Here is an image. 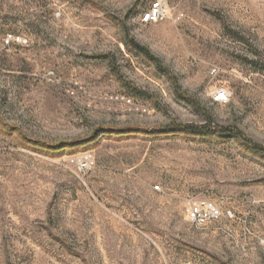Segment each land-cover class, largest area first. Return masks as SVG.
Masks as SVG:
<instances>
[{
    "label": "rangeland",
    "instance_id": "1",
    "mask_svg": "<svg viewBox=\"0 0 264 264\" xmlns=\"http://www.w3.org/2000/svg\"><path fill=\"white\" fill-rule=\"evenodd\" d=\"M152 1L0 0V264H264V0Z\"/></svg>",
    "mask_w": 264,
    "mask_h": 264
},
{
    "label": "built area",
    "instance_id": "2",
    "mask_svg": "<svg viewBox=\"0 0 264 264\" xmlns=\"http://www.w3.org/2000/svg\"><path fill=\"white\" fill-rule=\"evenodd\" d=\"M168 9L166 6V0H153L149 9L142 14L141 20L143 22L156 23L163 17L167 16ZM216 69H212L214 73ZM228 93L225 88H216L213 93V101L225 102L227 101ZM188 215L192 219L208 220L216 218L219 214L218 208L211 202L205 203L203 206L200 204H192L188 210Z\"/></svg>",
    "mask_w": 264,
    "mask_h": 264
},
{
    "label": "trees",
    "instance_id": "3",
    "mask_svg": "<svg viewBox=\"0 0 264 264\" xmlns=\"http://www.w3.org/2000/svg\"><path fill=\"white\" fill-rule=\"evenodd\" d=\"M132 41V40H131ZM137 47V49H139L141 52H144L146 55L150 56L149 53L147 52L146 49L140 47L139 45H135ZM151 57V56H150ZM201 110V109H200ZM202 111H203V118H204V123L202 124V128L203 130H216L215 128H211V123H212V118L211 116L208 114V112L205 111V109L202 108ZM181 128V127H180ZM182 129H185V130H194V127L191 126V125H187V126H184L182 127ZM218 132L222 133V134H225V133H230L228 132V130L226 129H220Z\"/></svg>",
    "mask_w": 264,
    "mask_h": 264
}]
</instances>
